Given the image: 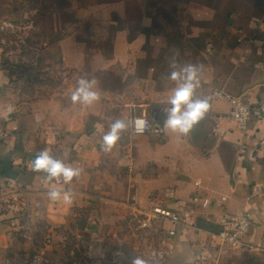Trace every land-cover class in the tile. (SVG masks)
<instances>
[{"label": "crops", "instance_id": "0c3cea01", "mask_svg": "<svg viewBox=\"0 0 264 264\" xmlns=\"http://www.w3.org/2000/svg\"><path fill=\"white\" fill-rule=\"evenodd\" d=\"M24 62L56 84L21 90ZM187 64L198 68L193 98L210 107L183 135L164 127L163 110L176 87L168 75ZM80 78L96 81L98 101L72 102ZM216 89L250 104L246 129L210 98ZM138 115L152 132L128 128L103 152L114 120ZM45 148L80 170L60 181L71 204L51 200L56 181L31 171ZM0 189V264H264V0H0ZM222 215L248 218L241 247H219Z\"/></svg>", "mask_w": 264, "mask_h": 264}, {"label": "clouds", "instance_id": "9594fccd", "mask_svg": "<svg viewBox=\"0 0 264 264\" xmlns=\"http://www.w3.org/2000/svg\"><path fill=\"white\" fill-rule=\"evenodd\" d=\"M176 67L175 64L172 65ZM167 79L176 82V87L171 91L167 99V104L170 107L164 109L166 119L164 127L172 132H178L187 135L201 119L204 118L210 105L208 98H193L194 91L199 86L198 68L193 64H187L180 68L179 71L173 70L168 75ZM96 84L95 80L80 78L76 82V87L71 94L73 103L82 105H91L100 99L99 93L93 90ZM129 127L136 134H143L147 127V121L141 118H135L130 121L124 119H116L101 138V150L109 152L120 139V133L126 131ZM30 168L33 172H44L46 176L44 180L50 182L55 180L56 186L50 188L47 196L53 200L63 199L66 204L72 203L73 193L70 190H65L60 181L64 184H69L74 177L80 175V170L66 165L63 161L55 159L50 154V150L45 148L41 150L35 158L30 162ZM130 264H147V261L138 256H134Z\"/></svg>", "mask_w": 264, "mask_h": 264}, {"label": "built area", "instance_id": "2783aa9c", "mask_svg": "<svg viewBox=\"0 0 264 264\" xmlns=\"http://www.w3.org/2000/svg\"><path fill=\"white\" fill-rule=\"evenodd\" d=\"M211 99L223 100L229 104V116L233 119L235 125L240 129H246L252 117V107L240 96L232 95L221 89H216L211 93ZM135 118L145 119L147 121V127L143 134L152 132L153 126L151 121L145 115H138L132 117L130 120ZM129 132L132 135H143L136 134L131 127ZM2 190L0 189V194ZM154 213L158 214L161 218L170 220L173 224L180 222L179 217L176 213H172L165 209H154ZM219 231L216 234L219 240V247H233L239 248L242 246V237L247 232L249 227V220L245 215H222L218 221ZM173 233V232H170ZM35 259L39 257L33 256ZM188 264H216V260L213 259H199L193 260Z\"/></svg>", "mask_w": 264, "mask_h": 264}, {"label": "rangeland", "instance_id": "374dc122", "mask_svg": "<svg viewBox=\"0 0 264 264\" xmlns=\"http://www.w3.org/2000/svg\"><path fill=\"white\" fill-rule=\"evenodd\" d=\"M95 1H97V0H86L84 2L81 0V4L83 6H91V4L95 3ZM94 6L95 5H93L92 7H94ZM86 10H90L89 7L86 8ZM135 25L136 24H134V23L129 25V27L132 29L131 34H129V36H131L132 38H134L135 36L138 35L136 33L137 29L134 32ZM152 25H153V23L151 22V25H150L151 28H152ZM160 27L161 26H158L157 25V26H155V29L161 30ZM145 32H146L145 33V36H148V38H149L150 37V33H147V31H145ZM156 33H158V32H156ZM17 36L18 37H16V35L13 32L11 34H7L6 37H5L6 42L8 44V47L7 48H9L7 50V52H10V54H14L12 56L13 58L14 57H17V55H15L14 51L19 48V43L17 42V40L18 39L20 40V38H21V37H19L18 34H17ZM8 40L12 41V43H9ZM22 40H23L22 43L24 44V39L22 38ZM24 56L25 55H23V57ZM88 69H89V67H88ZM19 72H20V81L19 82H20V89L21 90H26V91H29L30 92L31 90H33V88L30 87V84L31 85L33 84L34 87H36V89H38V91L40 92V88L39 87H40V84H41L42 79L46 81V85L49 86V87L54 86L56 84V82H57V80L55 78L56 77L55 75L51 74L50 72H47V75L45 77L40 69H37V68L34 69L31 66H29V64H25V62L20 67ZM29 75H31V76H29ZM46 78H47V80H46ZM33 256L34 255H32L26 261L25 264H47L45 261H43V259H41V258L35 259Z\"/></svg>", "mask_w": 264, "mask_h": 264}]
</instances>
